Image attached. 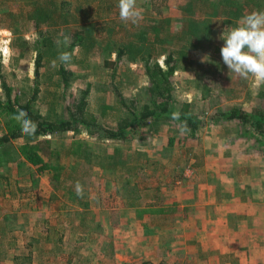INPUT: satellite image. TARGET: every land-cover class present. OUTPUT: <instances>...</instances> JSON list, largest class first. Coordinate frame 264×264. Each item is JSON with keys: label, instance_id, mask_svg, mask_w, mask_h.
Masks as SVG:
<instances>
[{"label": "rangeland", "instance_id": "rangeland-1", "mask_svg": "<svg viewBox=\"0 0 264 264\" xmlns=\"http://www.w3.org/2000/svg\"><path fill=\"white\" fill-rule=\"evenodd\" d=\"M72 1L83 9L91 7L86 18L94 25L119 30L116 25L124 23L119 19L118 0ZM27 2L0 0L1 73L14 91H23L22 97L31 95L35 86L33 55L30 56V51L28 56L18 59L17 49L11 45L13 35L8 24L13 25L10 14H17ZM183 2L137 0V7L143 9V18L148 20L160 16L177 19ZM94 34L101 46L96 45L90 51L84 71L75 70L78 71L68 87V96L78 97L80 90L90 82L89 101L97 113L99 104H111L115 99L111 91L103 90L100 81L104 73L100 64L107 56L114 59L115 54L106 44L111 36L95 31ZM23 36L31 39L36 34L31 30ZM70 38L55 32L47 41L60 49L70 43ZM218 38L223 37L218 35ZM219 45L221 47L223 42ZM155 60L162 63V56ZM128 64L132 69L141 66L139 62ZM203 64L204 70L206 60ZM206 73L210 76L209 71ZM138 80L136 85L146 83L143 75ZM172 80L176 98H195L197 107L209 111L222 104L245 105L252 99L255 103L257 99L253 97L262 87H254L252 80H244L247 88L238 89V97L216 89L203 99L199 98L198 78L193 72L178 70ZM238 80L242 81L229 71L224 76H216L214 84L220 89ZM136 85L124 89L123 96L138 92ZM54 88L60 90L56 83L50 90ZM43 95L44 92L38 93L32 107L46 114L50 106L45 103L46 94L45 100ZM3 96L0 80V98ZM58 108H50V114H58ZM6 118L0 113V135L8 131ZM137 130L138 134L120 140L91 137L80 128L36 139L21 136L2 144L0 159L2 156L6 162H0V252H4L0 264H19L14 263L11 255L29 251L32 260L23 264H64L68 259L69 264H141V256L154 261L160 258L161 264H188L190 260L185 257L184 249L171 248L170 238L165 242L167 247L160 246V242L164 245L163 238L179 231L191 232L197 226L188 223V218L204 216L206 202L220 199L222 195L223 199H229L224 193L231 194L237 186L247 187L244 194L238 196L241 200H264V150L253 147L250 138L239 136L234 125L206 123L193 136L188 131L182 135L178 125L169 121L148 122ZM170 138H174L173 145L168 144ZM41 141H48L50 154L52 150L59 151V158L52 162L58 161L62 166L59 180L49 171H41L27 162L21 152V145ZM79 141H85L94 156L83 158L82 164L75 166L74 149ZM110 157H113L112 162ZM77 181L84 188L82 198L74 190ZM250 192L255 195L253 198ZM147 239L150 241L146 243Z\"/></svg>", "mask_w": 264, "mask_h": 264}, {"label": "trees", "instance_id": "trees-1", "mask_svg": "<svg viewBox=\"0 0 264 264\" xmlns=\"http://www.w3.org/2000/svg\"><path fill=\"white\" fill-rule=\"evenodd\" d=\"M74 3L72 0H28L25 8L20 7L17 14H10L13 24H8L13 35L11 45L17 49L18 59L31 51L35 86L31 95L22 97L20 93L23 91H14V87L6 82L0 64V80L4 92V98H0V113L6 115L8 127V131L0 135V146L10 139L24 136L20 124L14 119L19 110L37 125L35 135L29 136L33 139L83 128L91 137L120 140L138 134L137 129L148 122L159 121L175 123L179 128L186 125L193 136L202 125L213 123L234 125V129L238 128L239 136L250 138L254 142L253 147L264 150V85L253 97L257 99L255 103L252 99L245 105L239 102L222 104L209 111L208 108L197 107L195 98H176L172 80L178 70L193 72L198 78L196 88L199 98L203 99L214 94L212 91L216 89L224 93L229 91V94L235 96L239 90L247 88L243 79V82L230 81L220 89L214 84L216 76H224L228 72L220 57L222 46L219 43L223 41L218 35L223 37L251 12L264 11V0H184L179 7L180 16L177 19L160 16L150 20L143 18L137 24L119 22L116 25L119 30L88 22L86 16L91 7L83 9ZM31 30L36 36L25 38L23 35ZM94 31L112 37L106 44L115 54L114 59L107 56L100 64L104 70L100 77L101 86L104 91H111L115 99L111 104H99L97 113L89 101L92 94L90 82L80 90L78 97L68 96V87L78 71L75 70L84 71L89 63L90 51L96 45L101 46ZM55 32L70 36V43L60 49L53 46L47 39ZM63 52L71 54L68 63L58 59ZM159 55L162 56V63L155 60ZM54 60L55 68L51 66ZM204 60L206 66L203 70ZM132 62H139L141 66L132 69L128 64ZM208 66H212V69ZM206 71L210 72V76H206ZM142 75L146 77V83L136 85ZM55 83L60 90H50ZM134 85L138 87V92L124 97L123 90ZM39 92H44L43 100L46 94L45 103L50 106L46 114L32 107ZM55 106H59V112L52 116L50 108ZM175 113L179 114L177 119L173 118ZM173 143L174 138H170L168 144ZM48 146V141H41L25 143L20 149L27 162L41 171H49L54 179L59 180L62 166L58 161L52 163L59 158V151L52 150L50 154ZM74 152L77 155L75 166L82 164L83 158L93 155L85 141H79ZM112 159L110 157L109 161L112 162ZM2 160L6 162L1 156L0 162ZM103 166L108 168L105 164ZM3 254L1 251L0 259L4 257ZM11 257L15 259L14 263L18 261L23 264L31 262L32 252Z\"/></svg>", "mask_w": 264, "mask_h": 264}, {"label": "crops", "instance_id": "crops-1", "mask_svg": "<svg viewBox=\"0 0 264 264\" xmlns=\"http://www.w3.org/2000/svg\"><path fill=\"white\" fill-rule=\"evenodd\" d=\"M246 188L237 186L231 194L224 193L229 199L221 194L220 199L206 202L204 216L188 218L196 228L170 234L160 246L167 247L170 238L171 248L184 249L188 264H264V200H252L251 192L250 199L241 200ZM139 259L141 264L162 263L160 258Z\"/></svg>", "mask_w": 264, "mask_h": 264}, {"label": "clouds", "instance_id": "clouds-1", "mask_svg": "<svg viewBox=\"0 0 264 264\" xmlns=\"http://www.w3.org/2000/svg\"><path fill=\"white\" fill-rule=\"evenodd\" d=\"M117 6L122 22L137 24L143 19V9L137 7V0H118ZM8 35L11 36V33ZM221 40L223 45L220 48V57L228 72L239 79L252 80L254 87L264 85V11H253L243 17L236 27L223 35ZM8 51L10 59L11 49ZM58 59L68 63L71 54L60 53ZM51 66L56 67L55 60L51 62ZM178 117V113L173 114L174 119ZM14 119L20 124L22 135H35L37 125L26 118V113L18 110ZM179 130L182 135L189 131L186 125H181ZM74 190L78 197H83L84 188L78 181L74 185Z\"/></svg>", "mask_w": 264, "mask_h": 264}]
</instances>
